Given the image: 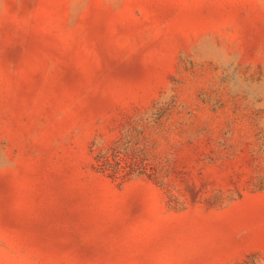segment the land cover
<instances>
[{
  "label": "rangeland",
  "instance_id": "1",
  "mask_svg": "<svg viewBox=\"0 0 264 264\" xmlns=\"http://www.w3.org/2000/svg\"><path fill=\"white\" fill-rule=\"evenodd\" d=\"M0 264H264V0H0Z\"/></svg>",
  "mask_w": 264,
  "mask_h": 264
}]
</instances>
